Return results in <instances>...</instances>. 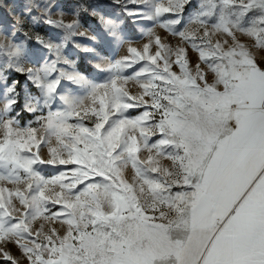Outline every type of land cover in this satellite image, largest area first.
<instances>
[{"label":"snow or ice","instance_id":"obj_1","mask_svg":"<svg viewBox=\"0 0 264 264\" xmlns=\"http://www.w3.org/2000/svg\"><path fill=\"white\" fill-rule=\"evenodd\" d=\"M13 9L0 264H264V0Z\"/></svg>","mask_w":264,"mask_h":264},{"label":"rangeland","instance_id":"obj_2","mask_svg":"<svg viewBox=\"0 0 264 264\" xmlns=\"http://www.w3.org/2000/svg\"><path fill=\"white\" fill-rule=\"evenodd\" d=\"M94 2L107 4V3H110V0H94ZM0 3H3L4 5H6V7L4 9L0 10V17L7 16L8 20L11 21L14 18V15H15L13 6L17 3V0H0ZM91 22H92L91 20L88 21V23H91ZM88 23L85 24V28L88 27ZM155 31H156L157 34L161 35L162 38L165 39V42H169L170 41L173 45H175L177 43V39L173 38V37H168L163 29L156 28ZM131 35H132V38L134 40V46L140 47V46H142L143 43L146 42L147 38L146 37L145 38H141L140 35H139V32H133ZM246 42L247 43H251V41H247V40H246ZM120 54H123V50H121ZM256 55L258 57L264 56V50H257L256 51ZM190 58H191V60L193 62H195V60H196L195 53H191L190 52ZM174 70L178 71V69H176L175 66H174ZM129 89H130V91L132 93H136L138 91L137 86L134 85V84H130L129 85ZM125 175H126V178H128L130 180L131 176H132L131 169H128L126 171ZM9 247L11 248V251L13 252L14 255H17V256L20 255L18 250L14 246L9 245ZM22 264H27V261L23 260Z\"/></svg>","mask_w":264,"mask_h":264}]
</instances>
